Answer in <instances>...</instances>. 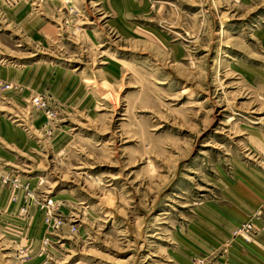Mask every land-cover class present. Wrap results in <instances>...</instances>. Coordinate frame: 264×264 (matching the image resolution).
<instances>
[{"label": "rangeland", "instance_id": "rangeland-1", "mask_svg": "<svg viewBox=\"0 0 264 264\" xmlns=\"http://www.w3.org/2000/svg\"><path fill=\"white\" fill-rule=\"evenodd\" d=\"M4 175L0 264H263L264 0H0Z\"/></svg>", "mask_w": 264, "mask_h": 264}, {"label": "built area", "instance_id": "built-area-1", "mask_svg": "<svg viewBox=\"0 0 264 264\" xmlns=\"http://www.w3.org/2000/svg\"><path fill=\"white\" fill-rule=\"evenodd\" d=\"M34 103H39L37 98L34 100ZM0 181L2 184H7L10 191L13 192L11 197L13 202H17L18 196H20V200L22 202V205L20 206L21 208L19 210L20 213H27L28 208L33 205L34 207H37L39 210H41L44 214L43 221L46 228L58 229L62 226L63 222L55 214L57 209L54 207V203L51 199H47L46 197H43L42 199L35 197L28 184L20 183L16 177L4 175L1 177ZM262 229L264 230V227ZM255 234V225L252 220H248L232 230L233 236H240L248 240L252 239ZM47 242L48 239H45L43 244H46Z\"/></svg>", "mask_w": 264, "mask_h": 264}, {"label": "crops", "instance_id": "crops-1", "mask_svg": "<svg viewBox=\"0 0 264 264\" xmlns=\"http://www.w3.org/2000/svg\"><path fill=\"white\" fill-rule=\"evenodd\" d=\"M233 194L236 196V208L242 210L243 215H249L254 211L259 209L264 210V182L259 180L255 187L250 188L243 184H237L233 186ZM223 199V196H221ZM220 199V200H221ZM21 202L18 203V208ZM243 205V206H242ZM217 206V205H216ZM232 209L227 208L224 205L217 206V214L219 216H226V211H231ZM240 216V214H239ZM257 241V240H256ZM247 249L253 253L254 256L258 257L264 264V235L258 236L257 244L254 246H249Z\"/></svg>", "mask_w": 264, "mask_h": 264}]
</instances>
